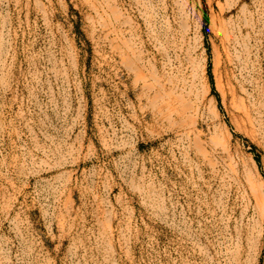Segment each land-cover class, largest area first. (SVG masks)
Here are the masks:
<instances>
[{
	"label": "rangeland",
	"instance_id": "rangeland-1",
	"mask_svg": "<svg viewBox=\"0 0 264 264\" xmlns=\"http://www.w3.org/2000/svg\"><path fill=\"white\" fill-rule=\"evenodd\" d=\"M0 264H264V0H0Z\"/></svg>",
	"mask_w": 264,
	"mask_h": 264
}]
</instances>
